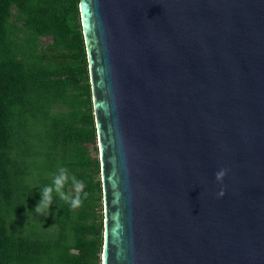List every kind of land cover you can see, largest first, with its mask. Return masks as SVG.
I'll return each mask as SVG.
<instances>
[{
	"label": "water",
	"instance_id": "95a60500",
	"mask_svg": "<svg viewBox=\"0 0 264 264\" xmlns=\"http://www.w3.org/2000/svg\"><path fill=\"white\" fill-rule=\"evenodd\" d=\"M79 8L101 264H264V0Z\"/></svg>",
	"mask_w": 264,
	"mask_h": 264
},
{
	"label": "trees",
	"instance_id": "16d2710c",
	"mask_svg": "<svg viewBox=\"0 0 264 264\" xmlns=\"http://www.w3.org/2000/svg\"><path fill=\"white\" fill-rule=\"evenodd\" d=\"M79 4L0 0V264H101L103 187ZM61 167L87 198L73 209L53 191L49 210L36 213ZM63 191L75 195L71 179Z\"/></svg>",
	"mask_w": 264,
	"mask_h": 264
},
{
	"label": "clouds",
	"instance_id": "9594fccd",
	"mask_svg": "<svg viewBox=\"0 0 264 264\" xmlns=\"http://www.w3.org/2000/svg\"><path fill=\"white\" fill-rule=\"evenodd\" d=\"M227 174L226 169H221L216 173V180L222 182L223 178ZM71 179V183L74 188L75 195L65 193L63 191L65 184ZM84 182L82 180H77L75 176L69 178L67 170L61 167L58 170V174L54 175L53 183L50 186H45L41 191V200L39 201L35 211L41 215L45 211L49 210L50 205L52 204V193L55 191L59 196V199L65 203L70 204L71 208L75 209L82 206L83 199L87 198V193L83 192ZM224 192L221 191L219 196H223Z\"/></svg>",
	"mask_w": 264,
	"mask_h": 264
},
{
	"label": "rangeland",
	"instance_id": "374dc122",
	"mask_svg": "<svg viewBox=\"0 0 264 264\" xmlns=\"http://www.w3.org/2000/svg\"><path fill=\"white\" fill-rule=\"evenodd\" d=\"M13 11L15 12V9H13ZM43 41H44V42H49V40H47V39H46V40L43 39ZM97 146H98V147H97L98 150L95 149L94 146L91 147V155H92L93 157H95V158L97 157V158L100 159V154H99V143H98V142H97ZM100 178H101V176H100ZM103 203H104V201H103ZM100 212L104 214V204H103V208L100 210Z\"/></svg>",
	"mask_w": 264,
	"mask_h": 264
}]
</instances>
